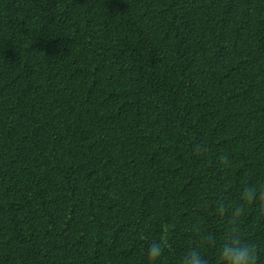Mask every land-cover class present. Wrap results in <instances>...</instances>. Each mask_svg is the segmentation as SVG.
<instances>
[{
  "label": "trees",
  "instance_id": "obj_1",
  "mask_svg": "<svg viewBox=\"0 0 264 264\" xmlns=\"http://www.w3.org/2000/svg\"><path fill=\"white\" fill-rule=\"evenodd\" d=\"M249 182L264 0H0V264H219ZM238 228L264 264V220Z\"/></svg>",
  "mask_w": 264,
  "mask_h": 264
},
{
  "label": "clouds",
  "instance_id": "obj_2",
  "mask_svg": "<svg viewBox=\"0 0 264 264\" xmlns=\"http://www.w3.org/2000/svg\"><path fill=\"white\" fill-rule=\"evenodd\" d=\"M195 151L202 155L208 151V148L201 144ZM219 163L221 167L227 168L231 161L227 155H222L219 157ZM238 201L231 209L226 208L222 203L216 206L217 213L226 217L228 225L219 249V264H258V248L254 243L241 239L238 224L248 214L249 207L256 212L259 219L264 220V183L257 185L249 182L241 185ZM193 231L201 233V226L194 224ZM202 238L207 243H216L215 237L211 233L204 234ZM163 251L161 242H153L146 253L147 264H156ZM180 264H209V262L199 247L193 245L183 254Z\"/></svg>",
  "mask_w": 264,
  "mask_h": 264
}]
</instances>
